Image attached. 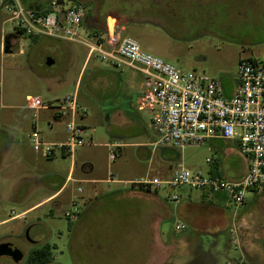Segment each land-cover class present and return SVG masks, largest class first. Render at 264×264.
Masks as SVG:
<instances>
[{"label": "rangeland", "instance_id": "374dc122", "mask_svg": "<svg viewBox=\"0 0 264 264\" xmlns=\"http://www.w3.org/2000/svg\"><path fill=\"white\" fill-rule=\"evenodd\" d=\"M49 1L20 0L33 8H42ZM215 1V15L221 25H143L141 37L133 35L134 27L124 37L134 38L142 51L182 73L220 83L234 81L240 57L264 62V0ZM76 2L84 6L85 21L98 25L94 33L83 31L82 38L88 43L104 38L99 26L102 19L98 17L118 12L126 4L118 0ZM11 34L17 35L12 53L4 54L0 49V146L4 141L10 145L0 156V221L7 220L0 224V243L12 244L24 253L19 264H27L28 251L34 247L28 241L42 239V244L53 247V264H154L156 252L151 247L149 226L156 213L167 216L160 225L163 239L174 240L173 255L164 264H241L246 256L244 247L248 253L253 248L252 260L264 264V195L248 194L245 203L235 207L224 194H208L205 201L218 199L225 222L217 229L207 227V233L196 237L173 209L181 201L200 205L202 191L161 187L156 197L162 199L166 210L146 196L121 195L115 199L110 194L123 188L149 192L132 183L159 179L160 165L177 169L182 164L191 171L201 165L204 169L209 157L205 146L192 147L172 151V159L164 162L166 148L136 146L155 142L150 129L154 112L138 105L142 79L137 72L115 69L93 53L76 85L87 47L50 38L31 39L17 33L8 15L0 10V37L3 40ZM48 58L52 65H46ZM74 91L79 106L86 110L77 120L84 129V144L75 148L73 161L59 154L44 158L26 139L35 121L25 107V98L38 97L45 105H55ZM49 113L40 111L36 122L44 141L53 139L64 127L58 120L48 128ZM117 143L119 148L112 146ZM110 151L115 155L113 161L109 160ZM71 166L73 179L119 181L110 186L98 184L100 198L75 235L70 230L73 221L65 214L73 212L72 201L81 206V198L89 193L91 184L68 181L55 199L32 207L61 188ZM84 166L91 168L90 174H81ZM172 196L177 197L176 202ZM25 210L24 215L10 219ZM177 224L183 228L178 230ZM232 224L235 235L229 233ZM0 264L14 263L3 257Z\"/></svg>", "mask_w": 264, "mask_h": 264}, {"label": "built area", "instance_id": "2783aa9c", "mask_svg": "<svg viewBox=\"0 0 264 264\" xmlns=\"http://www.w3.org/2000/svg\"><path fill=\"white\" fill-rule=\"evenodd\" d=\"M0 10L8 15V21L13 23L16 31L31 39L80 43L87 47L88 55L96 53L115 69L129 68L141 72L145 90L138 105L142 110L154 112L151 118L154 148L182 152L187 148H200L211 139L234 140L239 154L247 162L246 172L235 180L191 171L181 164L169 179H146L133 185L144 191L185 187L221 193L235 207H241L247 195L255 190L264 194L263 61L241 59L235 90L226 97L219 80L180 72L171 64L142 51L134 38L122 37V31H113L95 43L86 42L82 38L85 9L80 2L50 0L42 8H33L23 5L20 0H0ZM25 107L32 112L35 121L32 132L26 136L32 150L48 159L57 154L73 158L75 148L84 144V129L77 120L86 113L78 104L77 93L63 97L55 105H45L38 97H26ZM40 111L50 112V119L46 122L50 129L53 122H64V141L46 142L42 139L36 123ZM114 159L115 155L110 151L109 160ZM206 162L213 161L208 158ZM111 182L109 179L108 183ZM171 199L177 201L176 196ZM71 205L73 212L65 217L74 221L80 208L76 201ZM176 228L179 230L183 226L177 224ZM229 233H236L233 224Z\"/></svg>", "mask_w": 264, "mask_h": 264}, {"label": "crops", "instance_id": "0c3cea01", "mask_svg": "<svg viewBox=\"0 0 264 264\" xmlns=\"http://www.w3.org/2000/svg\"><path fill=\"white\" fill-rule=\"evenodd\" d=\"M126 2L125 7L120 9L118 12L109 13L105 16L98 17L102 19L100 34L104 38L107 34H111L113 31L121 32V36L124 37L130 27L136 28L133 30V35L135 37H141L145 32V27L143 25H221L220 20L216 19L215 15V0H118ZM85 15L82 21V30L87 33H94V30L98 25H92L90 20L85 21ZM109 23V24H108ZM112 24V25H111ZM243 25V24H240ZM99 30V29H98ZM99 32V31H97ZM2 38L0 37V49L2 50ZM14 46V41L12 42ZM92 55H88V52L85 57L84 64L80 70L77 83L79 82L80 76L83 73V69L86 63L89 62V59ZM251 58V57H249ZM242 58H239V61ZM252 59V58H251ZM127 72H137L141 76V82L139 83V90L141 93L145 90L144 87V77L138 70L125 68ZM236 79L234 81H227L225 83L221 82L222 92L224 96L230 97L236 87ZM77 87V86H76ZM76 92V91H74ZM77 93V92H76ZM78 97V95H77ZM79 104V101H78ZM152 118V117H151ZM151 123V120H150ZM53 128V125H52ZM51 128V129H52ZM151 129V125H150ZM65 140L64 127L56 133V135L50 141L46 142H60ZM117 146L119 144H112V146ZM137 147H151L154 148L153 143L148 144H136ZM206 147L209 157L213 162L207 163L205 159L206 167L203 169L202 166H196L195 171L205 173L207 175L222 177L230 180H235L244 175L247 168L246 160L238 152L237 141L234 140H220V139H211L208 140L203 147ZM14 147H17L14 145ZM10 149V145L7 141L2 142L0 146V156L3 157L4 153ZM164 149V148H163ZM167 154H163V161H169L172 159L171 152L173 149H164ZM183 152V151H182ZM73 161V158H70ZM74 166L70 168V171L66 177L64 184L60 189L56 190L54 194L43 198L37 202L32 207H35L41 203L47 202L51 199H55L56 195L61 191L64 185L69 181H74L76 183H86L91 184L89 188V193L81 198V206L78 214V218L74 220L71 224L70 230L73 235L76 234L77 230L81 227V223L87 221L90 217L91 206L95 204L98 200L100 190L98 184L106 183L108 186L111 184L118 183L119 181L112 180L111 183H108L109 179L105 180H91V179H73ZM82 169V175H88L91 172V168H86L85 166ZM176 168H172L169 165L167 168L165 165H160L157 167V173L159 179H169ZM204 171V172H203ZM168 177V178H167ZM160 189V188H159ZM159 189L152 190L146 193L140 191H132L129 188L127 189H117L115 191H110L113 198L121 195L126 196H146L151 200H154L155 203L162 209L166 210V205L163 203L162 199L156 197ZM79 192V191H78ZM81 193V192H79ZM209 191H202V202L200 205L193 202L181 201L178 203L173 212L184 222H186L191 229V232L195 234L196 237H199L201 233L207 230V227L212 229H217L223 222H225L224 211L220 207L218 199H214V202H206L205 197L210 194ZM213 194V193H211ZM254 197L257 195H264L261 190H255L251 192ZM59 197V196H58ZM100 198V197H99ZM176 202V201H175ZM60 204V203H59ZM31 207V208H32ZM28 210L21 212L18 215H15L12 218H17L24 215ZM165 213L155 214L154 219L149 226V233L152 237L151 247L156 253L152 257V262L154 264H164L166 261L173 255L174 252V240L166 242L164 240V233L161 230V223L167 217ZM7 220L0 221V224ZM215 230L210 231L211 233ZM241 237V235L239 236ZM181 244V241H180ZM244 247V246H243ZM245 248V247H244ZM246 254L245 259L240 260L241 264H258L254 262L251 258L253 256V248H251L252 253L244 252ZM250 258V259H249ZM259 264H262L259 263Z\"/></svg>", "mask_w": 264, "mask_h": 264}, {"label": "water", "instance_id": "95a60500", "mask_svg": "<svg viewBox=\"0 0 264 264\" xmlns=\"http://www.w3.org/2000/svg\"><path fill=\"white\" fill-rule=\"evenodd\" d=\"M16 35H8L2 41V51L4 54H11L12 53V40L16 39ZM53 61L48 58L46 60V65H52ZM10 257L14 262H20L23 259V253L17 249L14 245L9 243H1L0 244V258L1 257Z\"/></svg>", "mask_w": 264, "mask_h": 264}, {"label": "trees", "instance_id": "16d2710c", "mask_svg": "<svg viewBox=\"0 0 264 264\" xmlns=\"http://www.w3.org/2000/svg\"><path fill=\"white\" fill-rule=\"evenodd\" d=\"M73 2H76V0H73ZM17 33L22 34L18 31ZM52 249L51 245L42 244V246L30 250L27 255L28 264H50L53 261Z\"/></svg>", "mask_w": 264, "mask_h": 264}, {"label": "flooded vegetation", "instance_id": "af4514ba", "mask_svg": "<svg viewBox=\"0 0 264 264\" xmlns=\"http://www.w3.org/2000/svg\"><path fill=\"white\" fill-rule=\"evenodd\" d=\"M17 36V35H16ZM13 41H15L14 39L12 40V42ZM30 244H32V245H34V247L33 248H31L30 250H32V249H34V248H36V247H40V246H42V242H43V239L42 240H39V241H28ZM1 243H6V242H1ZM0 243V244H1ZM29 250V251H30ZM29 251H28V253H29ZM22 252V251H21ZM5 258H8V259H10L14 264H19L21 261H23V259H24V253H23V259L20 261V262H14L13 260H12V258H10V257H6V256H4ZM1 258H3V257H1ZM0 258V259H1ZM27 264H28V262H27ZM50 264H53V262H51Z\"/></svg>", "mask_w": 264, "mask_h": 264}, {"label": "bare ground", "instance_id": "6f19581e", "mask_svg": "<svg viewBox=\"0 0 264 264\" xmlns=\"http://www.w3.org/2000/svg\"><path fill=\"white\" fill-rule=\"evenodd\" d=\"M109 24V23H108ZM112 25V24H111Z\"/></svg>", "mask_w": 264, "mask_h": 264}]
</instances>
